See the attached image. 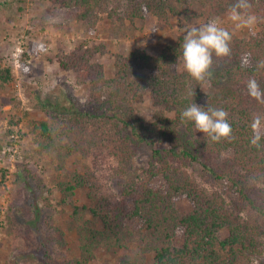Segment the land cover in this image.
Wrapping results in <instances>:
<instances>
[{
	"label": "trees",
	"instance_id": "obj_1",
	"mask_svg": "<svg viewBox=\"0 0 264 264\" xmlns=\"http://www.w3.org/2000/svg\"><path fill=\"white\" fill-rule=\"evenodd\" d=\"M49 1L54 7L77 8L74 19L88 26L96 25L100 14H106L109 28L115 34H124L129 29L126 21L133 25L151 14L162 29L171 27L176 18L185 25L195 20L211 21L235 3V0ZM250 3L258 31L247 38L229 31L231 55L214 56L212 76L200 84L178 68L185 31L156 53L135 48L116 53L114 76L109 79L104 66L96 61L97 55L106 53L102 43L91 45L81 40L74 49H61L56 54L59 67L72 71L75 82L87 87V98L81 102L67 90L69 106H62L40 94L32 97L34 108L48 117L28 124L33 143L25 151L15 184H28L29 179H34L43 187L42 180L26 162L29 158L49 156L57 162L56 171L61 172L57 178L53 177L54 190L59 193L57 205L71 207L70 228L76 230L80 250L78 258L63 264H89L99 248L129 249L132 245L137 246L133 253L120 256L118 264H252L253 257L262 253L264 132L259 147L252 145L251 123L257 114L264 118V104L249 96L246 85L250 78H255L264 89V69L256 67L264 60V0ZM30 45L33 53L44 47ZM27 58L26 52L22 59ZM27 69L23 68L25 72ZM135 70H147L148 74L134 78ZM12 79L11 69L0 65V89ZM145 96L151 103L149 118L137 114L140 110L136 106L144 102ZM193 102L225 110L232 138L213 142L203 133L198 135L192 122H182L181 112ZM127 112L129 119L124 118ZM98 124L103 128L112 125L113 135L127 133L118 144L108 148L120 163L122 174L115 194L103 188L89 165L84 164L81 171L65 169L74 156L84 161L92 158L93 165L98 161L104 145L97 139L103 136L97 130ZM4 144L0 140V148ZM141 145L150 146L151 155L148 167L135 174L131 159ZM195 165L213 180L231 183V190L238 193L239 201L232 200L235 207L220 193L201 188L191 178L188 169ZM78 189L86 191L89 205L76 202ZM181 198L190 203V209L184 213L177 206ZM9 219L12 223L10 216ZM53 231L51 240L65 246L61 228L56 226ZM147 255H151L150 261Z\"/></svg>",
	"mask_w": 264,
	"mask_h": 264
},
{
	"label": "rangeland",
	"instance_id": "obj_2",
	"mask_svg": "<svg viewBox=\"0 0 264 264\" xmlns=\"http://www.w3.org/2000/svg\"><path fill=\"white\" fill-rule=\"evenodd\" d=\"M121 1L125 3V0ZM0 2L3 3L0 4V65L9 67L13 74L12 81L0 89V140L8 143L0 148V264H63L78 258L80 250L76 230L70 228L71 207L57 205L59 193L54 190L53 183V177L57 178L61 173L56 171L57 162L49 156L29 158L26 162L42 180L43 187L34 179H29L28 184H15L16 172L25 160V151L30 149L33 143L28 124L30 121L46 120L48 117L45 112L34 108L32 97L40 94L43 99L47 98L62 106H69L66 99L67 90H71L73 96L81 102H85L87 98V87L75 82L72 71H64L59 67L56 54L61 49H74L81 40H86L91 45L102 43L106 47V53L97 55L96 61L104 66L106 77L109 79L114 76L116 53L128 52L133 48L156 53L187 27L210 21L195 20L185 25L176 18L171 27L162 29L156 17L151 14L145 21H136L133 25L126 21L129 29L124 34H115L109 28V18L103 13L100 14V21L96 25L88 26L74 19L77 8L54 7L49 0ZM228 12L229 9L216 18L222 21V27L239 38H247L258 31L257 24L251 28L236 29L228 19ZM51 16L58 17L59 22H49L48 18ZM42 25L45 26L44 29ZM30 44H43L44 47L33 53L30 51ZM26 52L28 58L23 60V54ZM24 67L28 68L26 72ZM178 68L184 70L182 61ZM147 74V70H135L132 77L139 78ZM140 104L136 106L140 110L137 114L149 118L151 103L148 96H145L144 102ZM124 118L129 119L130 114L127 112ZM97 130L103 132V136L98 134L97 139L100 138L101 144L104 145L102 154L94 164L96 167L92 158L84 161L79 156H74L67 162L65 169L81 171L84 164L89 165L94 168L103 188L115 194L122 174L120 163L108 148L118 144L121 137L127 133L121 136L113 135L112 125L103 128L98 124ZM9 131L12 133L7 134ZM263 132L264 118L260 129V133ZM12 135H15L16 141ZM150 155V146L141 145L138 148L137 154L131 159V169L135 174H141L144 168L148 167ZM188 173L201 188L220 193L227 203L235 207L232 200H237L238 193L231 190L229 181L213 180L198 165L189 168ZM85 192L84 189L77 190L75 199L78 204H90ZM177 206L181 212H187L190 209L189 200L181 198ZM243 214L245 215V212ZM56 226L63 232L66 242L63 247L51 240L54 236L53 228ZM261 242L264 245V237ZM136 247L132 245L129 249L110 250L99 248L89 264H118L120 256L133 253ZM261 250V254L257 253L253 257L258 264H264V249ZM147 259L150 261L151 255H147Z\"/></svg>",
	"mask_w": 264,
	"mask_h": 264
},
{
	"label": "clouds",
	"instance_id": "obj_3",
	"mask_svg": "<svg viewBox=\"0 0 264 264\" xmlns=\"http://www.w3.org/2000/svg\"><path fill=\"white\" fill-rule=\"evenodd\" d=\"M251 9L250 0H235L229 8L228 19L236 29L251 28L257 22V17ZM48 20L53 24L59 22V18L55 16L49 17ZM221 24L222 21L215 18L199 26H189L185 30L183 42L180 45L183 69L198 84L211 78L214 56L223 58L231 55L232 33ZM256 67L264 69V60L259 61ZM246 86L249 96L264 104V89L260 87L257 79L250 78ZM190 94L194 95V92ZM227 117L228 113L223 109L203 107L194 102L181 112L182 122H192L196 131L203 133L213 142L232 138V126ZM261 126L262 117L257 114L251 123L253 130L251 144L257 147L261 140ZM253 264H258V261L253 259Z\"/></svg>",
	"mask_w": 264,
	"mask_h": 264
},
{
	"label": "built area",
	"instance_id": "obj_4",
	"mask_svg": "<svg viewBox=\"0 0 264 264\" xmlns=\"http://www.w3.org/2000/svg\"><path fill=\"white\" fill-rule=\"evenodd\" d=\"M11 137H12L13 139H15V141H16V137H15V135H12ZM14 137H15V138H14ZM8 149H10V148H8Z\"/></svg>",
	"mask_w": 264,
	"mask_h": 264
}]
</instances>
